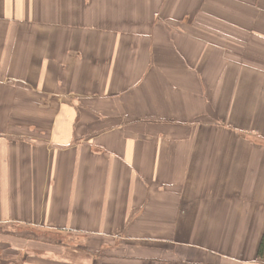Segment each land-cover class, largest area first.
I'll use <instances>...</instances> for the list:
<instances>
[{"label":"crops","instance_id":"1","mask_svg":"<svg viewBox=\"0 0 264 264\" xmlns=\"http://www.w3.org/2000/svg\"><path fill=\"white\" fill-rule=\"evenodd\" d=\"M263 238L264 0H0V249L264 264Z\"/></svg>","mask_w":264,"mask_h":264},{"label":"rangeland","instance_id":"2","mask_svg":"<svg viewBox=\"0 0 264 264\" xmlns=\"http://www.w3.org/2000/svg\"><path fill=\"white\" fill-rule=\"evenodd\" d=\"M15 257L16 256L8 252V250L0 249V264H17Z\"/></svg>","mask_w":264,"mask_h":264},{"label":"trees","instance_id":"3","mask_svg":"<svg viewBox=\"0 0 264 264\" xmlns=\"http://www.w3.org/2000/svg\"><path fill=\"white\" fill-rule=\"evenodd\" d=\"M258 257L261 259H264V238L262 239L260 247H259Z\"/></svg>","mask_w":264,"mask_h":264}]
</instances>
